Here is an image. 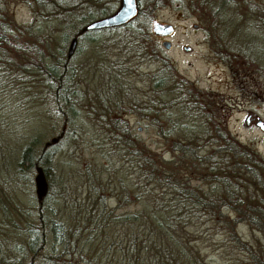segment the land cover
Instances as JSON below:
<instances>
[{
  "label": "trees",
  "instance_id": "obj_1",
  "mask_svg": "<svg viewBox=\"0 0 264 264\" xmlns=\"http://www.w3.org/2000/svg\"><path fill=\"white\" fill-rule=\"evenodd\" d=\"M28 2L35 8L36 16L46 21L39 19L38 25L32 21L16 23L0 5V61L21 74L41 79L54 93L52 99L60 111L62 127L51 135L39 132L26 135L16 158L18 170L37 171L40 167L51 182L61 178L55 172L57 157L72 140L83 138L89 131L83 128L74 90L68 91L77 70L71 63L74 55L87 52L85 44L97 45L103 39V35H96L101 29L124 26L135 33L145 32L133 26L134 19L145 13L139 6L137 15L125 24L86 29L85 23L96 14L90 8L74 19L73 9L78 3ZM206 2L210 10L202 26L212 54L229 66L240 86H244L245 78L253 80L255 71L264 77V55H250L238 40L253 28L255 19L261 18L264 24V1ZM155 6H149L147 13ZM107 8L103 5L98 12L104 15ZM228 24L232 25L230 31ZM61 26L60 35L52 39ZM70 35L77 38V43L69 55L64 46ZM137 36L113 35V40L125 44ZM130 41L126 45L134 47ZM158 56L161 65L150 77L151 86L143 97L131 93V108L150 118L169 144L171 155L165 157L151 148L126 121L116 117L112 118L114 124L109 132L90 131L91 137L87 138L95 144V155L84 162L79 176L87 180L91 189L57 210L50 207L51 199L45 198L46 193L37 196L35 214L39 220L27 221L21 232L24 244L11 246L27 260L5 258L0 240V264H209L198 241L216 233L222 234L221 243L229 247L238 263L264 264V241L255 245L237 229L238 223L245 222L264 236V157L253 144L237 140L213 114L209 118L198 116L188 109L186 100L176 103L179 82L174 64L164 54ZM180 104L185 105L183 109ZM175 112L180 114L181 123ZM189 117L195 120L191 124ZM200 140L217 143L202 154ZM193 176L206 185L193 184ZM110 198L113 204L109 203ZM1 203L0 208L6 214L8 204L12 208V203Z\"/></svg>",
  "mask_w": 264,
  "mask_h": 264
},
{
  "label": "rangeland",
  "instance_id": "obj_2",
  "mask_svg": "<svg viewBox=\"0 0 264 264\" xmlns=\"http://www.w3.org/2000/svg\"><path fill=\"white\" fill-rule=\"evenodd\" d=\"M67 1L79 4L73 9L74 19L78 18V13H85L89 8L96 13L95 18L102 16L98 10L103 5L108 6L105 15L115 10L120 3V0ZM138 1V5L143 7L145 14L137 16L133 26L145 32L135 33L131 28L124 26L113 30L101 29L96 35H103L104 40H99L97 45L85 44L83 48L89 50L85 53L77 52L71 61L77 70L72 76L73 82L68 91L70 92L71 88L74 90L75 106L81 112L83 128L89 131L83 138L72 140L70 145L66 146V151L57 157L55 172L61 178L58 180L54 178L51 182L45 178V198L51 199L49 205L51 204L50 207L56 210L58 206L64 209L63 205L66 202L73 197H83L86 190L91 189L87 180L82 175L79 176L84 162L91 155H95V144L87 137L90 131L101 134L109 132L114 124L112 121L114 117L126 121L128 126L137 131L157 152L165 157L171 155L169 144L159 135L150 118L140 116L131 108V93L143 97V92L152 84L150 77L161 65L158 56L161 54L168 57L174 64L175 78L179 82L178 97L175 102L186 100L189 102L188 109L198 116L203 114L204 117L209 118L213 114L220 125L226 124L237 140L253 144L259 155L264 157V131L254 123V120L249 124L244 120L247 112L252 111L264 121V77L259 76L255 71L253 80L249 79L248 84L244 83L242 87L236 82V75L229 66L212 54L205 40V28L202 26L210 10L206 0L205 3L201 2L202 0ZM0 5L16 23L32 21L36 22V25L41 24V22L38 23L41 18L36 16L35 8L29 4L28 0H0ZM151 5L156 6L149 14L147 11ZM61 15L64 16V14ZM155 20L172 23L173 31L167 35H156L152 28ZM41 21L46 20L41 19ZM260 21L261 18L255 19L253 28L240 35V39L238 38L250 55H264V24L262 25ZM222 24H225V21H222ZM227 28L230 31L232 25L228 24ZM61 31L62 26L54 31L52 39L60 35ZM113 35L138 36L136 38H130V36L132 41L129 39L122 44V40L121 43L113 40ZM70 36L65 43L64 51L68 50L70 39L73 37L70 38ZM164 39L170 41L169 48L163 45ZM129 41L134 47L126 45ZM53 43L54 41L51 42ZM187 45L190 46L189 49L186 48ZM118 75L122 81L118 79ZM246 92L250 93V96H246ZM180 95H186V97ZM53 96L50 86H46L41 79L37 80L34 75L21 74L11 65L0 61V203L1 201L2 205L8 204L9 201L12 203V208L8 204L10 207L6 214L0 208V240L2 254L8 259L15 260L21 257L22 261L27 260L11 246H14L13 243L24 244L21 240L23 237L21 232L26 228L27 221L36 223L39 220L35 214L37 171L18 170L17 150L25 141L26 135L36 132L51 135L62 127V117L52 99ZM180 106L183 109L185 105L180 104ZM175 117L181 123L178 112H175ZM187 120L189 124L195 121L192 117ZM182 124L185 123L182 122ZM200 141L202 154L213 149L217 143ZM24 173L26 177L23 176ZM195 176L192 178L193 184L206 185ZM109 203H114L113 198L109 199ZM128 207L131 208V206ZM47 223L45 220L46 229ZM237 229L243 238L255 245L257 242L264 241L263 234L245 222L238 223ZM221 236V233H216L198 241L201 253L206 260L209 264H242L229 253V247L221 243ZM235 253L238 252L235 251ZM25 255H27L26 251Z\"/></svg>",
  "mask_w": 264,
  "mask_h": 264
},
{
  "label": "water",
  "instance_id": "obj_3",
  "mask_svg": "<svg viewBox=\"0 0 264 264\" xmlns=\"http://www.w3.org/2000/svg\"><path fill=\"white\" fill-rule=\"evenodd\" d=\"M138 7V0H120V3L115 10L105 15L89 20L87 23H85L84 28L97 29L125 24L137 15ZM152 28L154 32L166 35L173 31L174 26L170 22H161L159 20H155L153 22ZM76 43L77 38L73 36L70 39L67 54L70 55L73 53L76 47ZM162 43L165 47H170V41L168 39H164ZM186 48L189 49L190 46L187 45ZM255 124L264 131V121L259 116L257 117ZM35 183L37 196L40 197L46 191V180L44 173L40 167L37 168Z\"/></svg>",
  "mask_w": 264,
  "mask_h": 264
},
{
  "label": "flooded vegetation",
  "instance_id": "obj_4",
  "mask_svg": "<svg viewBox=\"0 0 264 264\" xmlns=\"http://www.w3.org/2000/svg\"><path fill=\"white\" fill-rule=\"evenodd\" d=\"M162 22V21H161ZM156 33V32H155ZM156 35H165V34H161V33H156ZM167 35V34H166ZM244 82L246 83V84H248V82H249V78H245L244 79ZM242 87H244V86H242ZM245 87H246V85H245ZM249 89L248 88H246V91H248ZM249 92V91H248ZM248 92H246V96H250V93H248ZM253 93H254V91H253ZM255 94V93H254ZM264 100V99H263ZM257 117H258V115H255V114H253V112L252 111H248L247 112V114H246V116H245V118H244V120H245V122L247 123V124H249V123H251L253 120H254V123H255V121H256V119H257Z\"/></svg>",
  "mask_w": 264,
  "mask_h": 264
}]
</instances>
